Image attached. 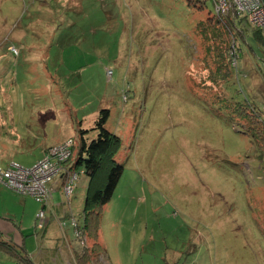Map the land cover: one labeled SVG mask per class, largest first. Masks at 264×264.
Segmentation results:
<instances>
[{
	"label": "rangeland",
	"instance_id": "1",
	"mask_svg": "<svg viewBox=\"0 0 264 264\" xmlns=\"http://www.w3.org/2000/svg\"><path fill=\"white\" fill-rule=\"evenodd\" d=\"M214 13L213 0H0V166L77 143L102 108L122 140L94 264H264V157L234 111L264 119V50L238 40L218 98L205 87L216 53L198 30ZM77 171L69 200L62 188L51 200L80 219L89 176ZM43 204L0 183V232L14 228L35 264H73L71 220L70 239L54 218L48 228L65 257L53 259L56 234L36 227ZM0 264L29 263L1 252Z\"/></svg>",
	"mask_w": 264,
	"mask_h": 264
},
{
	"label": "trees",
	"instance_id": "2",
	"mask_svg": "<svg viewBox=\"0 0 264 264\" xmlns=\"http://www.w3.org/2000/svg\"><path fill=\"white\" fill-rule=\"evenodd\" d=\"M262 1L264 3V0ZM246 20L245 16L240 17L232 13L226 16H219L214 13L198 26L199 32L203 33L201 34V42L205 37L207 40H212L213 44L210 48L216 53L214 54L215 69L211 68L210 71L213 74L210 72L207 77L208 82H215L213 85H216V88L212 84L205 87H211L213 92L216 91L218 98L226 97L225 93H222V87L224 88V83L228 82L234 75L232 45L234 44L237 49H240L238 40L240 38L242 40L245 39L244 35L247 34V29H244ZM250 27L252 34L257 37L258 43L264 50V35L261 29L251 25ZM234 111L245 119L246 126L249 129L254 130V141H256L261 153L260 156L264 157V119L261 118L260 112L257 111L255 106L249 104L244 106L237 105ZM109 116L110 110L102 108L92 126L79 128L78 141L76 143L75 140L72 155L66 162L69 164L70 170L78 172V176L80 175L79 171H77L79 168H82L89 176L80 219L68 214V217L61 222V226L66 227L65 225H68L71 220L70 223L74 229L76 239L80 243L73 248V264H94V260L100 256L103 247L100 241L101 214L104 206L112 198L124 169L123 165L117 160V155L122 148V140L120 136L107 128L106 124ZM57 186H62L63 191L61 183ZM70 196L68 197L70 198ZM68 197L67 199L69 200ZM47 206L44 203L41 208L46 212V224L39 230L43 236L49 226ZM37 220L36 216V227L39 228ZM23 243H15L13 240H6L0 236V253L17 257L19 263L24 261L29 264L30 262L35 264Z\"/></svg>",
	"mask_w": 264,
	"mask_h": 264
},
{
	"label": "built area",
	"instance_id": "3",
	"mask_svg": "<svg viewBox=\"0 0 264 264\" xmlns=\"http://www.w3.org/2000/svg\"><path fill=\"white\" fill-rule=\"evenodd\" d=\"M215 13L219 16L234 14L245 16L252 27L261 29L264 35V3L262 0H213ZM233 66H237L239 50L232 45ZM110 72V70H109ZM74 138H68L61 143L47 148L44 157L34 166L25 167L17 162L8 166H0V182L14 192L32 196L44 203H48L58 184L63 185L65 196L74 190V182L78 172L69 169L66 162L72 155ZM45 210L40 209L37 214L38 227L46 224Z\"/></svg>",
	"mask_w": 264,
	"mask_h": 264
},
{
	"label": "crops",
	"instance_id": "4",
	"mask_svg": "<svg viewBox=\"0 0 264 264\" xmlns=\"http://www.w3.org/2000/svg\"><path fill=\"white\" fill-rule=\"evenodd\" d=\"M247 22V23H246ZM246 22H245V27H244V29L246 28L247 29V34H245L244 36V38L245 39H247V37L249 36V37H253L254 39H255V41H257L258 42V40H257V37H255V35L254 34H252V30H251V27H250V25H249V23H248V21L246 20ZM69 137H72V136H68V137H64L61 141H59L58 143H61V142H63L64 140H66L67 138H69ZM58 143H56V144H58ZM55 145V144H54ZM50 146H52V145H48L46 148H45V151L47 150V148H49ZM2 156V155H1ZM3 157V156H2ZM12 162V161H11ZM10 162V163H11ZM10 163H6V165L5 166H8ZM1 183V182H0ZM3 184V183H2ZM3 185H5V184H3ZM6 186V185H5ZM7 187V186H6ZM9 188V187H8ZM57 188H62V187H60V186H56V189ZM10 189V188H9ZM12 190V189H11ZM62 190V189H61ZM55 198H54V196L52 197V200H54ZM52 200H51V202L49 203V208L47 209V211L48 212H50L49 210H55L56 211V217H54V216H52V214H51V212L48 214V216H49V226L47 227V229H46V231H45V233H44V236H46L47 234H51L52 235V237H53V235L54 234H56V239H55V242H54V244L56 245L55 246V248H54V251L52 252V257H53V259H54V256L56 257H60V256H62V257H64L63 256V254H62V252H61V250H60V248L57 246V244L61 241V238L60 237H58V235H57V233L54 231H52L51 233H47V231H48V228L50 227V225H51V223L53 222V220L55 219V224H57L58 226H59V229L61 230V232L63 233V236H64V239H70V231H69V229L66 227H62L61 226V222H62V220H64V219H66L67 217H68V211L67 210H65L64 208H63V204H61V203H59V202H57L55 205H54V203L52 202ZM54 218V219H53ZM14 228H12V227H10V226H7V225H5L4 224V231L6 232V233H1L0 232V235H1V238H4V239H6V240H13V242H15V243H19L18 241H15V236H16V232H14L15 230H13ZM12 230V231H11ZM7 232H9V233H7ZM43 236V237H44ZM51 237V238H52ZM73 248H74V246H72L71 244H70V250L69 251H67V253H68V255H69V257H70V259H69V257H68V261H70L71 263H73L74 262V257L72 258L71 256H70V253L69 252H71V254L73 255V252H74V250H73ZM65 258V257H64Z\"/></svg>",
	"mask_w": 264,
	"mask_h": 264
}]
</instances>
